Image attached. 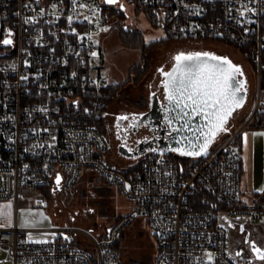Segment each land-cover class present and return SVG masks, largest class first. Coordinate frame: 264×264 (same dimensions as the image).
I'll return each mask as SVG.
<instances>
[{
	"label": "built area",
	"instance_id": "2783aa9c",
	"mask_svg": "<svg viewBox=\"0 0 264 264\" xmlns=\"http://www.w3.org/2000/svg\"><path fill=\"white\" fill-rule=\"evenodd\" d=\"M118 1L0 4L9 22L0 37V200H12L15 209L14 223L0 227V254L7 250L15 264H264L229 249L230 225L264 217V198L243 200L240 185L242 133L264 109V0H131L164 26L167 37L245 46L239 51L256 73L257 106L191 175L172 152H148L125 166L110 162L111 142L91 122L109 114L111 83L96 34L126 15ZM88 171L133 200V211L97 232L69 221L19 224L24 189L75 193ZM200 186L213 195L203 196L205 205L193 200ZM34 199L44 208L52 204L45 195ZM138 218L149 221L156 240L155 257L144 263L127 257L122 246L124 232ZM30 232L52 236L32 239Z\"/></svg>",
	"mask_w": 264,
	"mask_h": 264
},
{
	"label": "rangeland",
	"instance_id": "374dc122",
	"mask_svg": "<svg viewBox=\"0 0 264 264\" xmlns=\"http://www.w3.org/2000/svg\"><path fill=\"white\" fill-rule=\"evenodd\" d=\"M118 3L125 9L126 15L123 18V23L142 30L147 42L159 41L166 37L164 26L155 24L144 8L137 10L131 0H119ZM96 40L102 51L101 59L103 58L105 72L109 75L110 83L119 85L118 95L109 104L110 115L107 118L111 126L114 123L115 114L131 110L140 111L148 107L147 96H149L150 85L152 82L157 84L161 76L159 72L161 65H166V68L172 65V59L180 53L182 48L208 43L217 45L221 50L230 54L243 67L251 84L248 100L236 111L229 127L240 124L250 116L252 109L257 106L259 88L251 61L236 48L226 47L219 41L173 40L160 42L148 50L147 70L138 79L141 72L139 70L133 72L132 67L141 61L140 49L122 44L115 26L99 31L96 34ZM248 127L244 132L247 134L250 132V143L245 144L241 141L243 150L240 149L245 161V173L241 181V197L247 202H253L256 194L264 190V135H260L264 133V128ZM107 137L111 142V155L120 165H129L141 157L131 158L126 155L132 151L130 145H133L136 139V136L128 129H123L118 133L115 131L111 134L107 133ZM24 192L25 199L20 202L18 214L20 221L29 226H51L59 221H69L97 232L107 229L117 217L128 214L135 208V202L123 194L118 187L107 183L97 173L91 171L83 175L75 193H67L62 190L54 196L48 186L30 187L24 189ZM35 195L52 198L50 208L37 205L34 199ZM7 205L11 206L6 209L11 215L14 202L5 200L0 203V207ZM28 236L32 239H44L51 237L52 232H30ZM155 241L153 226L147 219L138 218L124 232L122 246L127 257L144 263L155 257L153 254ZM253 244L264 247V217L259 220H247L244 226L243 222L235 226L230 225V251L240 252L246 258L255 259ZM256 261L263 262L258 257ZM0 264H15L7 250L0 254Z\"/></svg>",
	"mask_w": 264,
	"mask_h": 264
},
{
	"label": "snow or ice",
	"instance_id": "6c2138e0",
	"mask_svg": "<svg viewBox=\"0 0 264 264\" xmlns=\"http://www.w3.org/2000/svg\"><path fill=\"white\" fill-rule=\"evenodd\" d=\"M107 2L113 3L115 0H107ZM3 43L11 44L12 41L5 39ZM174 59L176 64L171 71L159 70L166 77L162 81L166 99L172 106V110L177 113L173 119L183 121L181 129L173 128V131H181L184 128L191 131L189 125L193 117H202L207 123L203 129H197L200 136L196 138L195 145L191 140L188 141L189 147L196 148V151H187L183 148L170 150L179 151L182 155L188 156L207 154L215 137L220 132L228 131L226 125L234 111L243 106L244 98L240 93L246 91L245 81L236 80L237 74L243 75L242 69L227 57L216 56L209 52H181ZM120 119H126V117ZM173 119L166 117L169 125H172ZM260 135H264V133ZM244 136L246 144L247 134ZM200 137L203 139L201 140ZM185 139L186 137L181 136L177 143H181ZM153 151L155 150L153 149ZM59 182L58 175V185ZM10 207V205L0 207V216L10 215L6 210ZM253 251L259 254L260 259H264V253H261L260 249L254 246Z\"/></svg>",
	"mask_w": 264,
	"mask_h": 264
},
{
	"label": "flooded vegetation",
	"instance_id": "af4514ba",
	"mask_svg": "<svg viewBox=\"0 0 264 264\" xmlns=\"http://www.w3.org/2000/svg\"><path fill=\"white\" fill-rule=\"evenodd\" d=\"M180 52H209L213 53L216 56L227 57L236 65H240L236 62L233 57L227 52L221 50L219 46L214 45L212 43L203 44L199 46H188L187 48H182ZM173 64L166 68V65H161L160 69H163L164 72H168L175 64V59H172ZM242 72L246 74L245 71ZM161 76L157 81V84L151 83V88L149 91V96H147L148 107L146 109L137 111H124L115 114L114 123L109 124L107 118V132L111 134V132L115 131L116 133L121 130L128 129L133 135H135L136 139L134 140L133 145H130L131 152L127 153V157L137 158L142 156L148 152H153V149H156L165 142L170 140V126L164 117L163 107L167 102L166 93L163 85H160L163 74L159 71ZM239 75V74H238ZM250 80L247 76V100L250 95ZM251 89V88H250ZM110 115V112L108 116ZM121 117H126V119H120ZM149 117L152 118V121L149 120ZM113 127V128H112ZM145 130V131H144ZM172 153L177 154L180 157H188L187 155H182L181 152L178 151H170Z\"/></svg>",
	"mask_w": 264,
	"mask_h": 264
},
{
	"label": "trees",
	"instance_id": "16d2710c",
	"mask_svg": "<svg viewBox=\"0 0 264 264\" xmlns=\"http://www.w3.org/2000/svg\"><path fill=\"white\" fill-rule=\"evenodd\" d=\"M2 1L3 0H0L1 6H2ZM2 9H3V6H2ZM124 17H125L124 14L120 15L118 20L114 24V26H115V29L119 32L122 44L129 46V47L138 48L141 50V61L132 67L133 72H135V70H139L141 72L140 77H138V79H140L142 77V74L145 73V71L147 70V62H148L147 53H148V50L160 42L173 41V40H178V39L166 36L164 39L159 40V41L147 42L145 37H144L142 30H140L139 28H136V27L127 26L123 23ZM3 21H4L3 31H6L9 22H8V19H6V18H4ZM238 49L241 52L246 51L245 46H238ZM118 89H119L118 84H111L108 87L107 97H106V101H107L108 105L118 95V93H117ZM146 105H147V103H146ZM91 122L94 123L95 125H97L98 127H100L105 134L108 133L107 132V117H101L99 119H94ZM250 127L264 128V109L258 110V112L254 115V117H253L248 128H250ZM226 135H227V132H222L217 137L214 145L217 146L219 144V142L226 137ZM241 141H244L243 133H242ZM166 153H170V152H166ZM178 160L184 166V168L186 170L185 174L191 175L195 171L196 167L201 164L202 158H195V157L181 158V157H178ZM100 178H102V177H100ZM203 196H207L208 199L213 198V195H211V193H209L203 186H200L198 191L195 192V194L193 196V200L197 201V203L200 205H205L203 203L201 204V199L203 198ZM256 197L264 198V190L262 192L256 194Z\"/></svg>",
	"mask_w": 264,
	"mask_h": 264
},
{
	"label": "water",
	"instance_id": "95a60500",
	"mask_svg": "<svg viewBox=\"0 0 264 264\" xmlns=\"http://www.w3.org/2000/svg\"><path fill=\"white\" fill-rule=\"evenodd\" d=\"M2 30H3V18H2V14H1V9H0V37L2 35ZM181 53V52H180ZM184 53H189V52H184ZM230 60V59H229ZM233 63V62H232ZM176 64V62H175ZM174 64V65H175ZM235 64V63H233ZM236 65V64H235ZM238 66H241V65H238ZM242 67V66H241ZM173 68V67H172ZM172 68L169 70L171 71ZM243 68V67H242ZM168 71V72H169ZM244 71V70H243ZM164 76V75H163ZM166 79V77H162V80L160 82V85L162 84V81H164ZM236 80L237 81H245V89H246V84H247V76L245 73H243V75H238L236 76ZM163 85V84H162ZM240 95L244 98V103L243 105L246 103L247 101V89L246 91H242L240 93ZM239 109V108H238ZM236 109L234 111V113L232 114V116L229 118L228 120V123L226 125V127L228 128V131L226 132H229L231 130V127H229V123L231 122L234 114L236 113V111L238 110ZM163 111H164V117L168 118V119H173V117H175V115L177 114L175 111L172 110V106L169 105V102L167 100L166 104L164 105L163 107ZM149 120L152 121V118L149 117ZM168 122V121H167ZM207 123V121H205L202 117H193L192 120H191V123L189 125L191 131H189L188 128H184L182 129L181 131H173V128H176V129H181V126L183 124V121H179V120H175L173 119V123L172 125H169L170 127V140L168 142H165V143H162L157 149L156 151H163V152H170L172 148H183L187 151H196L197 149L196 148H192V147H189L188 145V141L191 140L192 144H196L197 143V137L200 136V133L199 131H197V129H203L204 125ZM206 131V129H205ZM222 132H220L216 137L215 139L213 140L212 144L209 146L208 148V152L207 154H202V155H199V156H196V155H192V156H188V157H198V158H203V157H207L212 149V146L214 145L217 137L221 134ZM244 134H247V132H244ZM181 136H184L186 137L185 140L181 141V143H177V140H180V137ZM248 136V134H247ZM200 139L202 140L203 137H200ZM244 141H245V136H244ZM179 152V151H178ZM256 247L258 249H260L256 244H253V247ZM261 250V249H260ZM261 253H262V250H261ZM256 254V257H259V254L257 252H255Z\"/></svg>",
	"mask_w": 264,
	"mask_h": 264
},
{
	"label": "crops",
	"instance_id": "0c3cea01",
	"mask_svg": "<svg viewBox=\"0 0 264 264\" xmlns=\"http://www.w3.org/2000/svg\"><path fill=\"white\" fill-rule=\"evenodd\" d=\"M113 84V83H112ZM250 132H248V136H247V143L249 144L250 142ZM243 142H245V141H243ZM240 149H241V151L243 150V144H242V142H240ZM242 154V153H241ZM107 157H108V160L110 161V162H112V163H115V164H119L118 162H116L115 161V159L112 157V155H111V152L109 151V153H108V155H107ZM87 173V172H86ZM245 173V161H244V156H243V154H242V170H241V181H242V178H243V174ZM240 185H241V183H240ZM6 200H10V199H6ZM3 201H5V200H0V203L1 202H3ZM14 220H15V209H14V205H13V207H12V213H11V215L10 216H8V217H0V224H2V225H4V226H11L13 223H14ZM18 222H19V224L20 225H22V226H25V227H30L29 225H27L26 223H24V222H21L20 221V216H19V214H18ZM27 225V226H26Z\"/></svg>",
	"mask_w": 264,
	"mask_h": 264
}]
</instances>
